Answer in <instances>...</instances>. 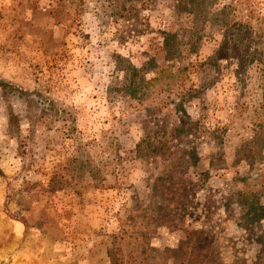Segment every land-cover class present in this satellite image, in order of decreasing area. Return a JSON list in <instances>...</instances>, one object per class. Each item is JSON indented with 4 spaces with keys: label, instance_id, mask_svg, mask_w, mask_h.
I'll list each match as a JSON object with an SVG mask.
<instances>
[{
    "label": "rangeland",
    "instance_id": "374dc122",
    "mask_svg": "<svg viewBox=\"0 0 264 264\" xmlns=\"http://www.w3.org/2000/svg\"><path fill=\"white\" fill-rule=\"evenodd\" d=\"M183 1L0 0V264H264V216L248 206L264 207V79L207 62L211 13L231 0ZM179 27L195 46L179 45L178 64L205 63L191 92L139 103L124 75L162 64L159 32ZM42 110L52 117L32 126ZM145 124L162 147L142 144ZM174 148L193 149L185 172L203 175L179 209L157 191Z\"/></svg>",
    "mask_w": 264,
    "mask_h": 264
},
{
    "label": "trees",
    "instance_id": "16d2710c",
    "mask_svg": "<svg viewBox=\"0 0 264 264\" xmlns=\"http://www.w3.org/2000/svg\"><path fill=\"white\" fill-rule=\"evenodd\" d=\"M141 1L144 0H137L138 3H142L140 7H145V4ZM145 1L150 3V1L153 0ZM179 1L181 5H184L183 0H175L176 3ZM188 1L192 6H196L201 0ZM206 5L207 4H205V6ZM199 7H201V5ZM212 12H214L211 13L213 20L208 23L210 27H219L220 43L217 45L213 57L207 59L209 66L215 68L220 62L232 65V72L236 81L239 82L245 79V77L247 78L249 75L248 71L252 68L258 78L264 79V14L255 10L249 0H231L229 4L222 5L218 10ZM131 15L133 17L137 16V10L133 9V7L130 8L122 18L130 19ZM190 15L191 14H189V16ZM199 17H201L200 24L207 21L204 10L199 14ZM205 25L208 24H203V26ZM186 29L187 28L179 27L174 31L159 32L162 37L160 46V51L163 55L161 59L162 64L157 63L153 59V56H150L147 62L143 63L141 67L135 68L131 66L127 70L126 75H124L125 77L123 78L122 85L123 90L126 91L128 95L137 98L139 103L150 96H154L153 98L158 101L159 108V106L164 107L165 105H169L168 102L171 101L170 94H172L180 97L178 100L179 103L176 106H181V102L186 99L190 91L187 90L188 93H186V91L185 93L182 92L185 80H187L189 75L197 76L201 72L203 64H205L197 59L188 61L186 64H178V59H184L182 53L179 51V45H186L185 47H187V50L184 55L192 51L195 46V41L192 40L193 36L188 37V41L185 43L182 41V36L180 35L181 32ZM200 31V29L196 30V32ZM215 61L217 63L214 66L213 63ZM144 67H149L148 70L150 75H152L147 80L143 79V75L141 77V71L143 69L140 68ZM151 109L152 108L149 107L144 110L148 117L147 124L149 123V114L152 112ZM51 117L52 114H48V110H42L41 115L39 114L38 117L34 118L32 126H39L44 118ZM147 124L144 125L145 134L142 138V144L149 147L153 143L159 144L162 147L164 144L163 140L165 139L163 137V128L157 127V130L152 132L148 129ZM177 130H179V127H175L172 132L175 133ZM192 151L193 149L179 150L174 148V151H165L163 155V157L165 156L161 166L163 175L161 177L159 176L157 179L160 184L157 191H160L164 202L175 206L176 209H179L177 207H181L187 203L183 197H186L188 192L201 190L203 186V179L200 178L203 177L202 173L194 174L192 178L186 174V168L183 166V163H185V161H183V156H185L186 153L190 156ZM49 184L52 186V181H49ZM50 189L53 190L52 188ZM257 200L258 199L255 198L248 204L249 212L254 218L257 217L259 211H262L261 215L264 216V207L261 206ZM205 203L208 204L209 201L205 200ZM157 218L161 223L167 224L166 219H168L169 216H157ZM189 231L183 230V233ZM107 257L111 259L109 252H107Z\"/></svg>",
    "mask_w": 264,
    "mask_h": 264
}]
</instances>
